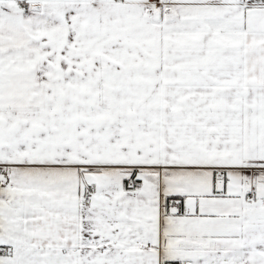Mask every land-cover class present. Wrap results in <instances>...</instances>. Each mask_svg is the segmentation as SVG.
Wrapping results in <instances>:
<instances>
[{
  "label": "crops",
  "instance_id": "1",
  "mask_svg": "<svg viewBox=\"0 0 264 264\" xmlns=\"http://www.w3.org/2000/svg\"><path fill=\"white\" fill-rule=\"evenodd\" d=\"M156 1L0 0V264H248L264 0Z\"/></svg>",
  "mask_w": 264,
  "mask_h": 264
},
{
  "label": "rangeland",
  "instance_id": "2",
  "mask_svg": "<svg viewBox=\"0 0 264 264\" xmlns=\"http://www.w3.org/2000/svg\"><path fill=\"white\" fill-rule=\"evenodd\" d=\"M27 1L29 4H32L36 2L37 0H27ZM259 198L261 202L260 211H259V215H261V219L259 223L257 224H256V221L251 220L250 222H248V226H246V231L247 233H249V239L245 243V250L242 254L244 256L245 261L248 264H264V203L263 201H261V197ZM108 222H110V225H111L110 229L107 232L104 228H101L100 230L98 229L99 231L103 233H98V235L95 237L96 239H99L100 245L110 246L114 244L117 246V245L124 243L121 240V238L117 237L118 229L114 230V227H113L114 218L108 219ZM121 225L125 226L126 224L122 223ZM127 226H128L127 228H119V232L120 231L129 232L131 230L130 223H128ZM128 237H131V235L128 234ZM136 243L143 246L146 244V241L141 239L140 241L139 240L136 241ZM139 251H142V250H139Z\"/></svg>",
  "mask_w": 264,
  "mask_h": 264
},
{
  "label": "built area",
  "instance_id": "3",
  "mask_svg": "<svg viewBox=\"0 0 264 264\" xmlns=\"http://www.w3.org/2000/svg\"><path fill=\"white\" fill-rule=\"evenodd\" d=\"M157 4V7L161 8L162 4L157 3L156 0H154ZM9 163H4L0 161V167L4 165H8ZM126 183L129 188L137 190L142 186V182L140 178L137 176V172L133 171L130 173V175L126 178ZM91 190V187H87L85 194L83 195V202L88 203L90 201V194L88 193ZM169 205L172 206H181L182 201L179 198H171L168 201ZM0 253L3 254H10L12 253V249L8 246L0 245ZM160 264H187L185 261H180V260H169V261H162Z\"/></svg>",
  "mask_w": 264,
  "mask_h": 264
},
{
  "label": "water",
  "instance_id": "4",
  "mask_svg": "<svg viewBox=\"0 0 264 264\" xmlns=\"http://www.w3.org/2000/svg\"><path fill=\"white\" fill-rule=\"evenodd\" d=\"M32 8L33 9H40L41 5L40 4H34V5H32Z\"/></svg>",
  "mask_w": 264,
  "mask_h": 264
},
{
  "label": "trees",
  "instance_id": "5",
  "mask_svg": "<svg viewBox=\"0 0 264 264\" xmlns=\"http://www.w3.org/2000/svg\"><path fill=\"white\" fill-rule=\"evenodd\" d=\"M19 1H21V0H19ZM22 1H25V0H22ZM28 4H29V3H28ZM172 197H175V198H177L178 196L168 195V197H167L166 201H168V200H169V199H171Z\"/></svg>",
  "mask_w": 264,
  "mask_h": 264
}]
</instances>
